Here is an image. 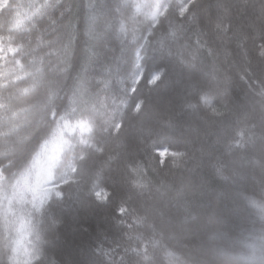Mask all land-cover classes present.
I'll list each match as a JSON object with an SVG mask.
<instances>
[{
    "label": "snow or ice",
    "instance_id": "snow-or-ice-1",
    "mask_svg": "<svg viewBox=\"0 0 264 264\" xmlns=\"http://www.w3.org/2000/svg\"><path fill=\"white\" fill-rule=\"evenodd\" d=\"M72 7L0 0V264H264V0Z\"/></svg>",
    "mask_w": 264,
    "mask_h": 264
},
{
    "label": "trees",
    "instance_id": "trees-1",
    "mask_svg": "<svg viewBox=\"0 0 264 264\" xmlns=\"http://www.w3.org/2000/svg\"><path fill=\"white\" fill-rule=\"evenodd\" d=\"M85 2V0H73V7L71 13H68L67 15L71 17L74 23L76 24H82L85 10L82 7V3ZM96 3L98 4L99 8L106 9L111 3L112 0H96ZM59 15V13H57ZM119 44L118 42L113 41L110 45L107 47H103L101 49V61H103L106 58L111 57L112 55L118 54ZM101 71L99 65H97L94 68V72Z\"/></svg>",
    "mask_w": 264,
    "mask_h": 264
}]
</instances>
